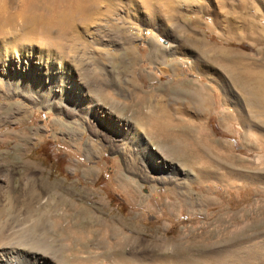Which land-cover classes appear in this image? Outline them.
<instances>
[{
	"label": "rangeland",
	"instance_id": "obj_1",
	"mask_svg": "<svg viewBox=\"0 0 264 264\" xmlns=\"http://www.w3.org/2000/svg\"><path fill=\"white\" fill-rule=\"evenodd\" d=\"M9 1L0 0V8ZM115 3L118 12L109 20L123 22L139 58L123 63L117 45L96 46L94 74L85 79L111 95L104 100L95 93L106 113L101 120L85 117L81 108L35 106L26 93L3 87L0 75V245L13 243L46 264H117L100 237L102 221L116 216L128 220L137 213L146 242L191 232L205 237L219 226L221 202L234 200L235 208L238 200H251L256 217L264 218V0H176L172 9L158 4L153 11L139 0ZM152 38L172 46L164 64L148 58ZM201 85L211 98L206 112L196 111L186 92ZM163 112L171 121L185 120L189 137L217 142L234 161L222 168L194 158L185 167L151 130L149 121ZM119 122L123 132L134 127L147 137L143 145L160 159L154 168L140 148L112 131ZM168 167L177 172L166 175ZM83 230L94 235L85 249L73 241ZM123 252L147 262L154 254L143 246Z\"/></svg>",
	"mask_w": 264,
	"mask_h": 264
},
{
	"label": "bare ground",
	"instance_id": "obj_2",
	"mask_svg": "<svg viewBox=\"0 0 264 264\" xmlns=\"http://www.w3.org/2000/svg\"><path fill=\"white\" fill-rule=\"evenodd\" d=\"M115 1L10 0L4 2L0 8V75H2L0 79L3 87L23 95L28 94L24 96L35 106L49 102L50 105L59 107L81 108L85 117L101 120L100 118L106 113L101 110L103 108L101 104L95 102V93L98 92L104 100L110 99L111 95H107L100 86H91L85 79L94 74L96 46L117 45L123 52L118 57L123 63L126 61L129 63L128 60L137 62L139 58V51L132 47L136 40L132 35L126 34L123 22H119L118 17L113 18V16L114 20H109L110 13L118 12ZM139 1L148 11L155 10L158 4L173 8L176 2V0ZM149 42V60L164 64L166 57L170 55L168 51H172V46L164 47L158 42H153V38ZM35 45L39 46L40 51ZM4 46L6 49H1ZM174 66L176 68V63ZM162 72L167 73V71ZM186 92L191 95L196 111L208 110L211 105L208 87L201 85L199 89H190ZM171 119L170 114L163 112L159 119L149 121V124H152L151 130L156 136H160L166 142L172 141V148L180 161L184 162L185 167L195 159H202V164L203 159L207 158L215 167L219 165L222 168L234 161L231 155L219 152V145L214 140H197L192 136L194 133L189 137L188 124L185 120L178 118L176 121H171ZM121 125L120 122L115 126L111 125L112 131L115 130L121 137L128 139L131 146L140 148V152L145 153L146 163L154 168L155 160L159 163L160 159L154 153L150 156L148 147L143 145L148 140L147 137L126 124L124 126L128 127V131L123 132ZM189 154L193 159H190ZM229 159L231 162H228ZM262 169L264 170L263 166ZM199 170L201 174L206 171L201 168ZM166 172H168L166 175L170 176L175 174L177 169L168 167ZM244 188L248 189L244 186L240 189ZM135 196L137 197V194ZM212 201L207 200L206 204L212 205ZM234 202V200L229 202L228 207L224 202L217 204L219 226L213 231L210 230L205 237L191 232L183 233L172 240L152 236V239L146 242L144 239L146 233L140 223L142 220L134 215L137 213L128 220L116 216L109 221H102L103 233L100 237L104 245L109 246V250L116 256L117 264H264V238L261 242L256 241L258 235H264V221H262L264 218L256 217V207L251 200L245 202L238 200V204L233 208ZM167 206L174 211L178 208L177 203H168ZM224 211L227 212L221 215ZM87 213L90 214L85 211V214ZM259 213L264 216V206L259 208ZM126 225L132 226L133 229L128 230ZM56 228L62 231L59 223ZM71 229L72 227H68L63 231L66 232L64 234L70 233ZM85 232L82 231L84 234ZM75 234L73 241L81 246L88 245L94 237L91 231L89 234L86 232L87 235H80L79 231ZM84 246L83 249L86 248ZM126 246H131L136 251L139 246H143L144 249L153 250L154 254L149 256V262L141 258L128 259L123 255ZM170 247H172L171 252ZM0 264H46V261L37 255L22 252L21 248L14 246L13 243H6L0 245Z\"/></svg>",
	"mask_w": 264,
	"mask_h": 264
},
{
	"label": "crops",
	"instance_id": "obj_3",
	"mask_svg": "<svg viewBox=\"0 0 264 264\" xmlns=\"http://www.w3.org/2000/svg\"><path fill=\"white\" fill-rule=\"evenodd\" d=\"M169 144V147H172V141L167 142Z\"/></svg>",
	"mask_w": 264,
	"mask_h": 264
}]
</instances>
